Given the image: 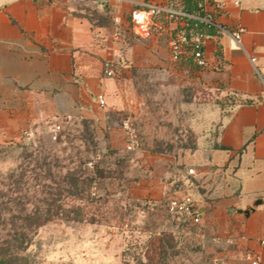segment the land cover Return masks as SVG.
<instances>
[{"label":"crops","instance_id":"obj_1","mask_svg":"<svg viewBox=\"0 0 264 264\" xmlns=\"http://www.w3.org/2000/svg\"><path fill=\"white\" fill-rule=\"evenodd\" d=\"M150 3L167 0H0V143L72 119L91 121L100 138H128L113 125V115L122 114L141 139L133 193H191L203 211L197 238L204 250L219 264H264V82L256 73L264 71V0H190L188 8L214 11L229 31L209 34L206 68L172 60L182 22L165 12L148 37L133 33V11ZM184 6L181 0L176 7ZM154 88L225 98L215 135L202 130L195 146L167 152L149 146L138 125L162 104Z\"/></svg>","mask_w":264,"mask_h":264},{"label":"rangeland","instance_id":"obj_2","mask_svg":"<svg viewBox=\"0 0 264 264\" xmlns=\"http://www.w3.org/2000/svg\"><path fill=\"white\" fill-rule=\"evenodd\" d=\"M162 100L160 107L152 109L153 118L142 119L138 125L148 137L147 143L157 151H171L175 147L196 145V133L203 130L215 135L218 127V110L224 109L225 98L216 97L205 90L192 93L184 91L179 96L171 92H157ZM153 94V93H151ZM173 99V106L165 101ZM195 101L196 105L186 106L182 101ZM204 105V106H203ZM208 105V106H207ZM113 125L126 129L123 115H113ZM205 119H209L206 124ZM87 124V125H86ZM82 123L80 119L68 120L62 125V136L74 138V144L82 154L93 159L94 164L122 170L125 178L135 180L139 172L136 164L137 153L127 148L128 138H100L93 123ZM137 128L136 125H128ZM23 142L37 148L40 144L56 145L46 131L38 129L30 133ZM82 138L85 142L79 140ZM138 143L141 139L137 136ZM124 142L126 147L118 146ZM6 144V143H5ZM1 145V143H0ZM62 144H60V147ZM137 148V147H136ZM135 148V149H136ZM77 148L73 153H76ZM19 153H9L0 148V177L15 169L22 161ZM120 163L116 164L118 160ZM131 174L132 169H134ZM183 170L185 167L182 165ZM128 181L108 178L107 203L109 221L76 222L56 220L40 227L30 247L22 253L28 264H219L215 254L204 250L197 238L200 224L175 223L176 217L167 209V199L143 198L133 193ZM176 185V184H175ZM94 191V186H93ZM105 194L103 189L99 190ZM128 192L132 198H128ZM123 211L120 221L119 211ZM120 217V218H119Z\"/></svg>","mask_w":264,"mask_h":264},{"label":"trees","instance_id":"obj_3","mask_svg":"<svg viewBox=\"0 0 264 264\" xmlns=\"http://www.w3.org/2000/svg\"><path fill=\"white\" fill-rule=\"evenodd\" d=\"M183 3L188 12H202L201 4L197 3L193 10L187 7L190 0ZM214 32L213 28H207L208 34ZM63 134L60 132L56 145L40 144L34 148L16 141L0 145L2 151L18 152L22 160L0 177V264H28L22 253L30 247L38 229L49 222H108L107 203L114 194H109L105 180L124 178L129 183L128 190L135 181L125 178L122 170L103 168L99 163L93 165V159L82 154L73 143L74 138H62ZM79 140L84 142L82 138ZM120 162L119 159L116 164ZM101 189L105 194L99 193ZM127 195L132 198L129 192ZM119 212L121 221L123 211ZM175 217L176 224L191 223L184 216Z\"/></svg>","mask_w":264,"mask_h":264},{"label":"built area","instance_id":"obj_4","mask_svg":"<svg viewBox=\"0 0 264 264\" xmlns=\"http://www.w3.org/2000/svg\"><path fill=\"white\" fill-rule=\"evenodd\" d=\"M181 0H167L165 6L157 4H146L144 7L138 8L132 13V31L141 38H146L151 33V28L155 23V17L165 12L171 20L182 22L180 28L171 39V57L174 62H188L198 67L206 68L210 66V60L206 53V40L209 37L207 28H213L218 32H229L222 25L214 11L204 9L201 13L188 12L184 9H178L176 6ZM242 29H240L241 31ZM235 39L240 42V36L235 33ZM252 58V61H255ZM105 74L108 76L114 75L113 65L111 62L104 63ZM257 75L264 82V71L256 69ZM264 102V92L261 95ZM98 101L100 105H105V98L99 95ZM129 125V124H128ZM125 125L128 129V149H135L139 146L137 141V132L135 128ZM62 130L61 124H55L46 129L51 141L56 142L59 139ZM26 133L24 138L30 136ZM190 174H194V169H189ZM167 208L174 215H181L189 219L194 225H199L203 217V211L197 200L189 192H177L170 194L167 199ZM252 264H258L257 260H253Z\"/></svg>","mask_w":264,"mask_h":264},{"label":"water","instance_id":"obj_5","mask_svg":"<svg viewBox=\"0 0 264 264\" xmlns=\"http://www.w3.org/2000/svg\"><path fill=\"white\" fill-rule=\"evenodd\" d=\"M242 211H240V213H241ZM249 210H247V211H244V213L247 215V214H249Z\"/></svg>","mask_w":264,"mask_h":264}]
</instances>
